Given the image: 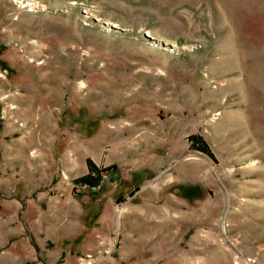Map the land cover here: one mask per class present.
I'll list each match as a JSON object with an SVG mask.
<instances>
[{"label":"rangeland","instance_id":"rangeland-1","mask_svg":"<svg viewBox=\"0 0 264 264\" xmlns=\"http://www.w3.org/2000/svg\"><path fill=\"white\" fill-rule=\"evenodd\" d=\"M0 264H264V0H0Z\"/></svg>","mask_w":264,"mask_h":264},{"label":"trees","instance_id":"trees-1","mask_svg":"<svg viewBox=\"0 0 264 264\" xmlns=\"http://www.w3.org/2000/svg\"><path fill=\"white\" fill-rule=\"evenodd\" d=\"M191 149L203 152L216 160L215 154L213 153L210 145L205 138L200 134H192L188 137ZM88 172L84 175L73 179V183L77 187H84L91 190L98 189L103 183L106 176L114 169V166L100 167L94 160L87 159Z\"/></svg>","mask_w":264,"mask_h":264},{"label":"bare ground","instance_id":"bare-ground-1","mask_svg":"<svg viewBox=\"0 0 264 264\" xmlns=\"http://www.w3.org/2000/svg\"><path fill=\"white\" fill-rule=\"evenodd\" d=\"M150 34V33H149Z\"/></svg>","mask_w":264,"mask_h":264}]
</instances>
